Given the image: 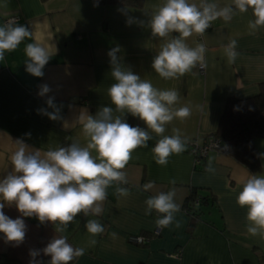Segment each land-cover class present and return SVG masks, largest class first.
<instances>
[{
    "label": "crops",
    "instance_id": "crops-1",
    "mask_svg": "<svg viewBox=\"0 0 264 264\" xmlns=\"http://www.w3.org/2000/svg\"><path fill=\"white\" fill-rule=\"evenodd\" d=\"M163 2L144 0L141 8H130L96 6L93 0H0V26L5 18L17 16L18 24L32 32L0 61V179L13 170L11 156L18 139L32 149H40L42 154L71 143L86 147L88 138L78 122L79 115L87 112L95 116L103 106L114 108L108 88L115 80L107 55L114 47L120 48L117 55L123 66L157 89L177 90L180 100L175 107L191 108V116L174 119L167 125L165 135H172L176 128L187 140L202 142L216 131L227 97L257 92L258 83L264 82V27L255 32L249 29L248 23L254 19L251 9L246 13L237 11L230 22L217 19L204 35L187 38L190 47L206 45L207 67L202 72L198 66L179 79H164L155 73L152 61L164 40L152 35L147 22ZM216 2L225 6L232 0ZM190 3L199 5L200 0ZM129 17L144 24L128 25ZM233 39L239 55L229 63L223 48ZM28 43H39L51 53L43 77L26 71L28 58L24 50ZM43 84L51 91L41 97L38 92ZM49 97L60 108L61 120L53 121L38 112L54 111L46 103ZM113 114L119 115L115 111ZM125 120L131 126L146 128L131 114L126 113ZM152 135L148 146L137 148L123 169L127 184L114 182L107 188L102 213L87 217L78 214L63 233H57L52 222L23 217L14 204L6 203L5 215L24 219L27 230L18 246L6 242L0 233V264H29L30 250H42L57 235L66 236L73 247L85 249L84 255L70 264H264V239L246 232L247 209L236 202L251 175L264 176V138L254 140L260 167L253 172L228 153L214 151L195 166L187 146L183 153L171 155L166 166H160L152 152L160 137ZM91 153L97 155L94 150ZM173 179L175 184L170 183ZM150 181L154 187L145 190L144 185ZM117 187L127 188L130 194H117ZM173 188L180 211L174 214L169 227L155 234L156 219L152 213L145 214V200ZM192 190L206 199L195 208V219L181 209ZM88 219L99 220L105 231L92 237L85 228ZM133 235L147 237L148 241L131 242L129 237ZM91 239L97 243L90 245ZM35 259L48 264L51 257L41 251Z\"/></svg>",
    "mask_w": 264,
    "mask_h": 264
},
{
    "label": "clouds",
    "instance_id": "clouds-1",
    "mask_svg": "<svg viewBox=\"0 0 264 264\" xmlns=\"http://www.w3.org/2000/svg\"><path fill=\"white\" fill-rule=\"evenodd\" d=\"M249 9L254 19L249 21L248 27L255 32L264 27V0H232L225 6H220L216 0H200L199 5L190 3V0H164L147 22L152 35L164 40L152 61L155 73L164 79H179L198 66L206 68V45L199 43L190 47L186 43L187 38L194 34L202 36L213 21L222 18L230 22L237 11L246 13ZM134 22L144 24V21L133 17L126 20L128 25ZM31 36L32 32L26 26L15 21L0 26V61L4 60L6 52L15 51L25 38ZM236 48L234 39L223 48L229 63H234L239 55ZM24 51L28 58L26 71L35 77H43V69L51 59L49 50L39 43H28ZM119 51L117 46L107 53L115 80L108 88L114 108L103 106L95 116L86 112L78 117L88 138L86 147L71 143L42 154L40 149L30 148L21 139L15 141L17 149L11 156L13 170L0 179V233L4 234L6 242H14L18 246L24 241L27 230L24 219L5 215L6 203L9 206L14 204L23 217L34 216L40 223L52 222L56 232L63 233L78 214L83 213L87 217L102 213L107 188L114 182L127 184L123 169L137 148L148 146V141L153 139L152 133L160 137L152 148L158 165L166 166L171 155H179L186 150L188 140L179 129L174 128L172 135H165V132L174 119L190 117L191 108L186 105L175 107L180 100L177 90L157 89L149 80L123 66L117 55ZM50 91V87L43 84L38 95L43 97ZM46 103L54 111L39 109L38 112L53 121L61 120L60 108L54 103V98L49 97ZM114 111L119 115H114ZM126 113L139 118L146 128L131 126L125 120ZM26 135L30 136V133ZM91 150L96 152L95 157ZM170 183L175 184V180ZM153 187L154 182L151 181L144 185L145 190ZM116 193L121 196L130 194L125 187H117ZM175 196L173 188L145 200L146 215L153 210L161 214L155 221L159 229L169 227L174 214L180 211L181 205L176 203ZM236 202L247 209L246 232L264 239V176L251 175L239 191ZM85 228L92 237L105 231L97 219H88ZM89 243L95 245L97 241L91 239ZM41 251L51 257L48 264H70L85 253L84 248L69 244L66 236L57 235L42 250H30L32 259L29 264H41L35 259Z\"/></svg>",
    "mask_w": 264,
    "mask_h": 264
},
{
    "label": "trees",
    "instance_id": "trees-1",
    "mask_svg": "<svg viewBox=\"0 0 264 264\" xmlns=\"http://www.w3.org/2000/svg\"><path fill=\"white\" fill-rule=\"evenodd\" d=\"M93 2L98 5L141 8L144 0H93ZM213 134L228 146L226 153L249 170L253 172L258 170L260 162L254 140L264 138V82L258 83V90L253 95L246 97L231 95L226 98ZM202 162L201 160L195 166L201 165ZM196 198H199V205L206 202V199L204 200L192 190L181 208L193 219L197 218L195 208L199 206L194 205ZM152 214L155 219L161 215H155L153 212Z\"/></svg>",
    "mask_w": 264,
    "mask_h": 264
},
{
    "label": "built area",
    "instance_id": "built-area-1",
    "mask_svg": "<svg viewBox=\"0 0 264 264\" xmlns=\"http://www.w3.org/2000/svg\"><path fill=\"white\" fill-rule=\"evenodd\" d=\"M10 21H15L18 23V17L17 16H10L3 20V25L7 24ZM211 27V26H210ZM199 68V67H198ZM199 71L202 72L203 69L199 68ZM187 150L190 152L193 157L195 164H199L203 158L207 155V153L214 151L216 153H226L228 146L224 144L221 139L216 137L214 134H209L205 137V139L202 142H198L195 139L188 140L187 143ZM194 205H199V198H196L194 201ZM153 213L155 215H158L155 210H153ZM159 232V228L155 230V234ZM129 240L131 242H135L137 244H143L147 242L148 238L140 235H133L129 237Z\"/></svg>",
    "mask_w": 264,
    "mask_h": 264
}]
</instances>
